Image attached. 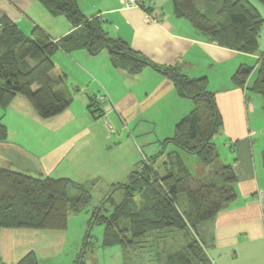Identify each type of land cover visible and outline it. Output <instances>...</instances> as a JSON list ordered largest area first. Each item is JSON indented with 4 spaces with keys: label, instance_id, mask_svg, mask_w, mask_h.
<instances>
[{
    "label": "crops",
    "instance_id": "0c3cea01",
    "mask_svg": "<svg viewBox=\"0 0 264 264\" xmlns=\"http://www.w3.org/2000/svg\"><path fill=\"white\" fill-rule=\"evenodd\" d=\"M123 1L79 0V5L86 16L100 17L111 38L126 42L162 70L175 68L189 79L207 78L209 90L215 95L223 120L217 135L232 153V159L226 157L229 163L225 166H232L237 182L235 200L198 230L211 250L213 264H264V107L258 97L253 102L249 90L233 82L239 68L250 66L251 60L257 59L258 70L264 54V25L258 52L251 55L210 41L188 21L175 16L171 0H146L150 11L126 7ZM254 5L264 18V3ZM2 14L26 35L40 27L58 41L73 30L62 18H52L38 0H0ZM54 58V79L65 74L71 81L67 82L71 105L48 120L40 118L23 96L16 97L6 109L0 107V124L8 130L7 140L0 142L1 168L40 179L75 181L82 178L76 170L85 168L91 155L94 165L102 164L99 154L104 145L99 135L111 133L95 118L111 116L122 122L135 148L138 143L154 145L149 135L155 136L159 126L157 134L162 141L156 142L163 148L164 141L173 137L176 125L194 109L193 101L180 96L170 78L151 66L133 75L115 64L109 50L97 56L86 50L71 54L59 51ZM252 85L249 80L248 87ZM92 104L99 109L96 116L91 115ZM91 127L104 131L94 132ZM123 168L128 178L139 169L138 163L129 161ZM39 235L36 230L2 229L0 257L8 264H20L42 249L36 243Z\"/></svg>",
    "mask_w": 264,
    "mask_h": 264
},
{
    "label": "trees",
    "instance_id": "16d2710c",
    "mask_svg": "<svg viewBox=\"0 0 264 264\" xmlns=\"http://www.w3.org/2000/svg\"><path fill=\"white\" fill-rule=\"evenodd\" d=\"M38 1L51 16L66 18L73 30L55 41L40 27L26 35L9 17L0 15V107L6 109L16 97L23 96L42 119L63 113L71 105L72 95L65 74L56 79L52 76L57 69L53 58L59 51L71 54L86 50L97 56L109 50L115 64L127 68L133 75L151 66L170 78L179 95L193 101L194 109L176 125L173 137L164 141L163 149L170 144L178 149L168 154V161L164 163L166 175L160 177L146 159L139 170L130 174L128 184L114 187V191H123V199L117 203L112 194L109 196L108 202L113 205L111 215H104L100 207L92 220L106 225L103 247L120 246L130 250L152 232L178 230L191 242L172 264H213L198 230L235 200L237 177L229 165L213 177L198 180L193 187L194 178L180 155V152L197 155L205 166L219 157L212 139L222 128L223 120L215 95L209 90L208 79H189L175 68L162 70L151 64L126 42L111 38L100 17L86 16L79 0ZM171 2L175 16L188 21L210 41L246 54L258 52L264 18L254 2L264 3V0ZM140 7L151 9L145 5ZM252 73L253 68L241 66L233 82L264 100V54L259 60L257 77L248 87ZM89 108L93 114L99 113L96 104ZM7 137V128L0 124V142ZM138 195L145 198L147 208L138 209L135 205L134 198ZM89 201L90 195L83 185L71 179H40L0 167V231H65L71 208L84 207ZM20 264H38V261L32 253Z\"/></svg>",
    "mask_w": 264,
    "mask_h": 264
},
{
    "label": "rangeland",
    "instance_id": "374dc122",
    "mask_svg": "<svg viewBox=\"0 0 264 264\" xmlns=\"http://www.w3.org/2000/svg\"><path fill=\"white\" fill-rule=\"evenodd\" d=\"M52 18L54 17L52 16ZM57 18H62L61 20L69 23L64 17ZM256 62L257 59L251 60V65L249 66L253 68L250 79L251 84L255 81L258 73V70L255 69ZM67 82L71 84L70 80H67ZM76 87L74 86V91H77L78 88ZM248 95H250L253 102L258 97L260 104L264 107V100L261 95L250 89ZM100 108L104 110L102 102H100ZM91 115L96 116L92 113ZM95 120L99 122L100 126L109 130L111 137L108 136L107 131L103 134L104 130L102 131V129L98 128L96 130V128L91 127V131L102 133V135H99L101 143L104 145L103 152L99 154L102 157V164L94 165V159L91 155L88 163L84 165L85 168L76 170L77 175L82 178H77L75 182L83 185L88 192L90 203L81 208H71L68 228L65 231H38L40 235L36 243L42 249H37L34 256L39 264H172L175 258L181 255L188 242H191L190 238L186 239L183 233L178 230L152 232L148 237L142 239L134 249L125 250L120 246L107 248L103 247L106 225L104 223L95 224L92 218L96 209L100 207L103 208L102 213L104 215H111L113 205L108 202L111 194L117 203L123 199V191H114V187L129 183V178L127 177L129 174L125 172L126 168H123L125 163H128V161L131 163L136 162L138 163V168H140L145 161L147 162L146 158H148L160 177H164L166 175L164 163L168 161V154L178 149L173 144H170L166 146L163 152L162 143L161 145L159 144L162 138L157 134V131L160 130L159 126L155 129V136L149 135L150 139L154 141V145L144 146L142 143H138L137 148H135L133 145L135 142L132 143L130 140L132 139L130 132L122 129V122L111 116H102L98 117V119L95 118ZM124 131H127V133L125 134ZM156 139H159V143L156 142ZM221 141L220 135L216 134L213 137L212 143L215 145L219 157L208 166L203 165L197 155L180 152L185 165L194 178L193 187L198 180L205 179V177H213L232 159V153L229 149L226 148V150L222 146ZM156 151H162L163 154L156 157ZM227 156L229 160L226 159ZM144 201L145 198L142 195L134 198L138 209L147 208L144 206ZM202 242L206 249L205 252L210 257V248L204 240ZM46 247H48V251L45 250ZM4 259L0 257V264H8L6 263V258Z\"/></svg>",
    "mask_w": 264,
    "mask_h": 264
},
{
    "label": "built area",
    "instance_id": "2783aa9c",
    "mask_svg": "<svg viewBox=\"0 0 264 264\" xmlns=\"http://www.w3.org/2000/svg\"><path fill=\"white\" fill-rule=\"evenodd\" d=\"M146 0H124L123 3L126 7H140L141 5H145L146 8L149 6L146 5Z\"/></svg>",
    "mask_w": 264,
    "mask_h": 264
}]
</instances>
